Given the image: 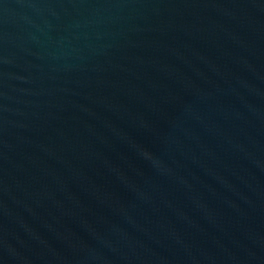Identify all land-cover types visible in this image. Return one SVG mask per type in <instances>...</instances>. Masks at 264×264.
<instances>
[{"label":"water","instance_id":"95a60500","mask_svg":"<svg viewBox=\"0 0 264 264\" xmlns=\"http://www.w3.org/2000/svg\"><path fill=\"white\" fill-rule=\"evenodd\" d=\"M0 264H264V0H0Z\"/></svg>","mask_w":264,"mask_h":264}]
</instances>
